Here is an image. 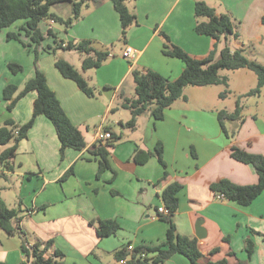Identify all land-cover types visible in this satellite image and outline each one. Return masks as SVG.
Here are the masks:
<instances>
[{
	"label": "crops",
	"instance_id": "0c3cea01",
	"mask_svg": "<svg viewBox=\"0 0 264 264\" xmlns=\"http://www.w3.org/2000/svg\"><path fill=\"white\" fill-rule=\"evenodd\" d=\"M197 1L128 2L137 15L138 25L130 29L126 41L121 39L120 17L111 0H102L99 6H84L70 28L43 21L39 27L44 33L52 30L65 41L90 40L96 49L111 52L102 67L84 72L97 89L96 97H89L74 81L62 76L52 53L53 38L48 37L36 48L25 32V21L0 35V128L10 119L25 125L33 118L37 93L19 100L12 111L8 110L11 101H6L3 93L7 86L14 85L18 87L16 98L38 69L46 75L50 88L87 145L81 151L67 149L62 158L56 129L45 116L37 117L28 138L20 143L13 172L1 179L4 184L0 183V199L11 208L22 203L20 226L27 247L38 241L52 242L47 256L58 251L63 255V264H123L115 255L127 245L156 246L166 241L168 224L157 217L158 209L165 207L164 190L179 183L183 188L173 219L179 234L198 240L204 261L227 259L230 264H264V193L244 207L218 198L211 189L221 180L240 186L259 182L252 165L231 156L233 146L264 156V88L259 97L246 102L248 97H243L258 85L254 72L223 71L221 75L229 79L228 87H187V101H176L166 110L163 120L145 112L135 128L125 126L131 112L123 108L124 101L136 98L134 69L152 70L171 80L185 69L181 60L164 55L160 32L197 59L212 51L215 41L195 31ZM204 1L217 13L230 14L239 21L241 38L233 40L231 47L244 50L249 59L264 64V0ZM70 7L71 12L66 15L71 17L70 3L55 5L53 13L64 19L62 13ZM9 33L17 34L19 40H9ZM120 41L124 44L119 51L115 44ZM128 46L136 51L133 59L124 58ZM62 56L73 64L72 53ZM10 63L20 64L23 71L14 75ZM198 91L201 96L197 98ZM215 94L220 103L213 99ZM239 98L243 123L226 124L230 133L236 129L237 134L231 139L224 133L218 113L234 112ZM121 108L130 112V118ZM99 130L108 131L119 140L109 150L110 168L98 178L100 158L90 150L97 143ZM159 143L163 145L166 167L156 157L141 165L133 160L136 150L154 152ZM12 145L13 142L0 147V153ZM99 221H115L120 229L115 235L102 238L97 232ZM199 222L205 230L204 239L197 237ZM247 240L255 244L252 257L246 252ZM23 246L19 237H8L0 229V262L23 264ZM164 264L191 263L178 254Z\"/></svg>",
	"mask_w": 264,
	"mask_h": 264
},
{
	"label": "trees",
	"instance_id": "16d2710c",
	"mask_svg": "<svg viewBox=\"0 0 264 264\" xmlns=\"http://www.w3.org/2000/svg\"><path fill=\"white\" fill-rule=\"evenodd\" d=\"M111 1L120 17L121 39L126 41L130 29L138 25L137 15L130 10L128 2L138 0ZM61 3L72 5L73 17L63 19L52 12V7ZM91 3L99 6L102 4V0H0V35L16 23L25 21V32L36 45V48L41 47L48 37L53 38L55 46L52 53L56 57L55 64L62 76L74 81L82 92L89 97H96L97 89L73 64L63 58L62 54L78 53L83 59L82 70L87 72L102 67L111 57V52L96 49L90 40L65 41L60 39L52 30L44 33L39 27L43 21H53L70 28L79 19L82 8ZM195 17L196 33L211 37L215 41L212 51L205 58L197 59L181 47L173 44L167 34L160 32L164 39V55L181 60L185 64V69L175 80L165 78L152 70L140 71L134 69L132 77L135 83L136 98H126L123 104V108L131 112V120L125 124L126 127L135 128L138 118L145 112H150L158 121L163 120L166 110L171 108L176 101L180 99L187 101L185 96L187 87L220 85L228 87L229 79L221 75L223 71L248 69L254 72L258 78V85L243 97H259L261 95L264 88V64L249 59L244 50H235L231 47L233 40L241 38L238 29L239 21L230 14L217 13L216 9L204 0L196 2ZM262 24L264 25V17L262 18ZM8 39L19 40L18 35L15 33H9ZM222 43L223 47L220 48ZM38 57L36 51V64ZM9 69L14 75L23 71V67L17 63H10ZM17 92L18 87L14 85H9L4 89V99L11 101L8 106L9 111H12L18 101L29 93L35 92L38 97L34 106L33 118L27 124L20 125L15 120L10 119L0 128V147L13 142L10 148L0 153V166L3 168L0 180L7 178V173L13 172V162L19 145L28 138V133L39 116H45L54 125L61 143L60 153L62 158L67 149L81 151L87 146L82 132L70 121L43 72L37 69L35 77L29 80L24 89L14 98ZM227 93L228 91L221 94V97L224 98ZM241 99L239 98L234 112L221 111L218 113L220 125L224 133L231 139L235 138L237 132L230 133L226 127V122H237L240 125L243 123ZM117 140L119 138L114 139L112 137L105 145L101 143L91 148L90 152L100 158L98 178L105 170L110 168L109 150L115 146ZM231 156L240 163L254 167L259 177L258 184L240 186L229 180H221L214 183L211 189L217 196L220 195L223 200L244 207L249 206L264 193V156L251 154L238 146L232 147ZM151 157H156L166 167L164 149L160 143L154 152L136 150L133 160L141 165ZM182 188L179 183H174L167 187L162 195L165 208L169 212L168 215L159 214L160 219L168 224L166 241L156 246H136L131 252L128 251V246L131 245L129 244L116 252L117 261L126 260V264H164L174 255L179 254L186 257L191 264H230L227 259L216 262L204 261L198 240L179 234L173 217L179 208L178 194ZM22 207L20 202L16 208H11L0 199V229L8 237L17 236L22 240L25 257L32 259V264H63V255L60 252L57 251L54 255L47 256L48 247L51 246L52 242L43 243L38 241L33 247L26 246L25 232L20 226L24 213ZM119 229L120 227L115 221H99L97 226V232L102 238L115 235ZM246 252L249 257H252L255 252V244L251 240L246 242ZM0 264L4 263L0 262ZM237 264L248 263L239 262Z\"/></svg>",
	"mask_w": 264,
	"mask_h": 264
},
{
	"label": "built area",
	"instance_id": "2783aa9c",
	"mask_svg": "<svg viewBox=\"0 0 264 264\" xmlns=\"http://www.w3.org/2000/svg\"><path fill=\"white\" fill-rule=\"evenodd\" d=\"M136 55V51L134 48L128 46L124 52V58L126 59H133L135 58ZM112 139V134L108 131H103V130H99L97 133V143L96 145H99L105 141H108ZM218 198L222 199V197L219 195ZM168 215L169 212L165 207H161L158 209V218H160V215ZM135 247L133 245H129L128 246V251H132ZM123 264H126V260L121 261ZM23 264H32V259H28L25 257V260L23 262Z\"/></svg>",
	"mask_w": 264,
	"mask_h": 264
},
{
	"label": "rangeland",
	"instance_id": "374dc122",
	"mask_svg": "<svg viewBox=\"0 0 264 264\" xmlns=\"http://www.w3.org/2000/svg\"><path fill=\"white\" fill-rule=\"evenodd\" d=\"M92 4V3H91ZM94 5V4H93ZM52 12H54L56 9H54V7H52ZM70 13L71 12V7L69 8V9H67V10H64V12L62 13V15H63V17H64V19H68L69 17H70V15H66L67 13ZM71 17H73V16H71ZM122 37V36H121ZM122 44V45H121ZM123 42L122 41H120L119 42V44L118 43H116L115 44V46L117 45V49L120 51L121 50V47H123ZM110 49L111 50H113V47H111L110 46ZM80 58H82V56H80L78 53H72V57H71V61H72V63H73V65L83 74V76L84 77H86V75H85V73L83 72V70H82V67H81V62H80ZM214 87H216V86H214ZM189 90H200V88H198V87H189ZM196 96H197V98L198 97H200L201 96V94H200V92L198 91V92H196ZM250 98H252V97H248V98H245L244 100H245V102H246V99H250ZM254 98V97H253ZM213 99H215V102H217V103H220L221 101L218 99V96L215 94V98H213ZM121 111H123V112H125L126 114H127V116H129V118H130V112L129 111H124V110H122V108H121ZM116 112H114V114H115ZM128 118V119H129ZM131 120V119H130ZM229 123V121H227L226 122V124H228ZM230 123H237V122H230ZM234 131H236V129H234ZM1 184H4V180H1V182H0Z\"/></svg>",
	"mask_w": 264,
	"mask_h": 264
},
{
	"label": "water",
	"instance_id": "95a60500",
	"mask_svg": "<svg viewBox=\"0 0 264 264\" xmlns=\"http://www.w3.org/2000/svg\"><path fill=\"white\" fill-rule=\"evenodd\" d=\"M202 226V222H199V224L197 225V237L199 239H204L205 238V230L201 227Z\"/></svg>",
	"mask_w": 264,
	"mask_h": 264
}]
</instances>
